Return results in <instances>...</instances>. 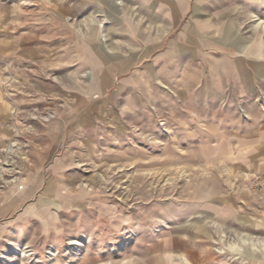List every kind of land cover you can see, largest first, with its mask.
I'll list each match as a JSON object with an SVG mask.
<instances>
[{"label":"rangeland","instance_id":"374dc122","mask_svg":"<svg viewBox=\"0 0 264 264\" xmlns=\"http://www.w3.org/2000/svg\"><path fill=\"white\" fill-rule=\"evenodd\" d=\"M6 1L17 45L0 58L1 86L21 123L0 145V264H264V224L253 221L264 170L244 138L253 99L229 74H183L172 41L195 18L158 15L162 3L150 24L152 0ZM248 2L225 0L217 16L210 0L204 19L248 38ZM41 134L42 162L30 151Z\"/></svg>","mask_w":264,"mask_h":264},{"label":"crops","instance_id":"0c3cea01","mask_svg":"<svg viewBox=\"0 0 264 264\" xmlns=\"http://www.w3.org/2000/svg\"><path fill=\"white\" fill-rule=\"evenodd\" d=\"M159 2H161L159 4ZM214 5V2L211 0ZM159 14L173 15L174 21L178 10L185 11L186 14L190 13L195 20H191L186 23L185 26V38L179 45L177 42L172 41V55L174 61L180 60L182 55L185 56V66L183 74H186L187 78H197L198 74L203 77V74H215L213 78L218 80L225 79L224 74H229L228 78L232 80V86L234 93H238L240 99L252 98V105L249 107L252 118H250L248 134L244 136L248 140L246 146L248 151V157L252 161V165L258 171L264 170V0H249L248 8L250 15L254 16L252 22L249 23V35L248 38L241 37L240 32L236 31V28L231 24H226L224 20H219V17L215 19V22L210 24L204 19V15L212 12V8L216 6L217 10L213 13L217 16H223L226 13L225 0H216V4L211 7L207 3L210 0H152L148 5L150 24L157 21L155 7L161 4ZM166 5V6H165ZM211 8V9H210ZM233 12L238 13L236 7L232 8ZM162 12V13H160ZM230 11H228L229 13ZM246 13V11H244ZM17 6L14 3L7 2L6 0H0V58L3 52H11L16 48V25H17ZM259 16V17H256ZM159 18V17H158ZM200 18V20H199ZM257 18L261 19L257 22ZM170 21V17L168 18ZM198 19V20H197ZM223 19V18H222ZM166 20V19H165ZM136 26H139V22H136ZM210 28L215 32L211 37L208 36L207 30ZM169 30V29H168ZM155 31V28H154ZM150 34V33H149ZM138 36L145 37L143 34ZM152 37V35H151ZM158 37V34L156 35ZM159 38V37H158ZM173 40V39H172ZM24 50H27V42H24ZM151 45L153 42H150ZM160 43H155L158 47ZM169 45H171V40ZM28 50H31L28 48ZM215 50V51H214ZM88 52V51H87ZM88 54V53H87ZM135 58H129L124 56V63L135 62ZM112 61V59H111ZM104 77L102 78L100 85L104 88L111 83L112 70L108 67L105 69ZM109 74V77L107 76ZM2 75L0 74V145L6 139L12 135V126L18 125L21 121L10 118V111L8 110V104L10 100L4 98L6 95L5 90L1 86ZM221 85H225L224 81L218 84L217 88H221ZM31 126L37 124L31 123ZM53 125V124H52ZM42 126V132H48V127ZM50 134L39 137L41 147H32L30 151L35 152L40 158V162L47 158L48 154V141H45L44 137H49ZM54 134H51V136ZM44 142V143H43ZM242 149V148H241ZM247 192L244 193L246 195ZM243 195V194H242ZM255 194L248 193V202L253 204L257 201ZM9 204H13L10 202ZM230 202H226V207L233 216V220L238 216H241L240 212L236 213L234 205L229 206ZM8 207L4 206V208ZM3 210V208H2ZM264 212V209L261 210ZM256 219V220H255ZM253 219V221L261 222L264 224V213L259 215V218Z\"/></svg>","mask_w":264,"mask_h":264}]
</instances>
